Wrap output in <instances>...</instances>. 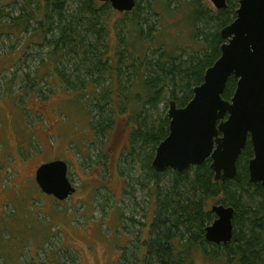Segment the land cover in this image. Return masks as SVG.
I'll use <instances>...</instances> for the list:
<instances>
[{
	"label": "trees",
	"instance_id": "obj_1",
	"mask_svg": "<svg viewBox=\"0 0 264 264\" xmlns=\"http://www.w3.org/2000/svg\"><path fill=\"white\" fill-rule=\"evenodd\" d=\"M238 2L226 0V9L212 12L203 0H138L132 11L111 14L116 12L115 22H124L125 34L115 33L110 42L107 2L0 0V38H23L20 47L0 56V72L16 66L27 48L47 47L33 78L47 79L55 92L64 89L66 108L72 102L82 107L93 136L110 135L117 126L124 129L119 131L126 135L124 153L111 156L115 146L109 144L101 162L106 172L110 167L108 178L95 179L108 190L112 181L119 184L123 197L132 195L131 185L138 184L153 202L137 241L129 233L124 235L130 241L125 246L136 253L129 260L121 252L124 264H264V187L248 182L245 165L240 162L236 176L224 181L214 180L210 161L182 172H156L151 167L157 145L168 134V118L160 116L159 105L168 98L182 107L192 98V89L220 56L224 42L220 30L234 20ZM17 6L18 15L5 11ZM142 10L156 19V27ZM188 48L192 51L186 55ZM65 59L88 63L86 71L97 76L95 81L76 80L83 90L76 88L59 70ZM234 89L230 78L223 98L228 100ZM250 153L247 145L242 157ZM137 171L139 176L132 179ZM115 175L124 176L122 186ZM215 204L234 210L233 235L226 245L209 243L204 237L205 227L215 218L211 212ZM113 218L123 223L122 216Z\"/></svg>",
	"mask_w": 264,
	"mask_h": 264
},
{
	"label": "rangeland",
	"instance_id": "obj_2",
	"mask_svg": "<svg viewBox=\"0 0 264 264\" xmlns=\"http://www.w3.org/2000/svg\"><path fill=\"white\" fill-rule=\"evenodd\" d=\"M203 1L216 11L209 0ZM5 11L18 15L20 6ZM113 12L110 6V33L106 36L110 42L115 33H124V22H115L118 17L116 12L111 15ZM141 12L156 27V19L146 10ZM22 41L1 37L0 56L20 47ZM48 51L47 47L27 48L16 66L0 72V264H124L126 259H119L121 252L129 260L136 258L133 249L125 246L130 241L124 235L129 233L131 240L137 241L153 202L147 189L138 184L131 185L133 194L126 197L113 181L109 190L99 187L98 180L107 179L110 172V167L106 172L101 166L109 144L115 146L113 157L125 150L126 135L119 133L124 129L117 126L110 135L93 136L82 107L72 102L66 108L64 89L55 92L47 79L33 78ZM86 66L88 63L78 65L65 59L59 70L83 90L76 80L93 83L97 77L89 75ZM96 88L99 90L100 84ZM168 102L167 98L159 105L161 117L167 116ZM94 114L91 112L92 118ZM119 119L117 125L122 122ZM105 158L109 166L110 159ZM53 159L68 164L69 179L76 188L64 201L42 194L35 182L36 169ZM118 165L121 167V162ZM139 174L137 171L132 179ZM123 178L115 175L113 179L122 186ZM114 214L122 216L123 223L113 218Z\"/></svg>",
	"mask_w": 264,
	"mask_h": 264
},
{
	"label": "water",
	"instance_id": "obj_3",
	"mask_svg": "<svg viewBox=\"0 0 264 264\" xmlns=\"http://www.w3.org/2000/svg\"><path fill=\"white\" fill-rule=\"evenodd\" d=\"M107 2L119 13L133 10L136 0ZM216 10L226 0H209ZM224 40L220 56L208 67L192 98L182 107L168 102V134L159 142L151 161L156 172H182L210 161L215 181L232 180L237 162L249 143L253 157L247 169L249 182L264 186V0H239L234 20L220 30ZM230 78L235 89L227 100L223 92ZM35 182L44 195L68 199L76 188L68 164L53 159L35 171ZM214 220L205 227L209 243L226 245L233 235V208L211 207Z\"/></svg>",
	"mask_w": 264,
	"mask_h": 264
},
{
	"label": "flooded vegetation",
	"instance_id": "obj_4",
	"mask_svg": "<svg viewBox=\"0 0 264 264\" xmlns=\"http://www.w3.org/2000/svg\"><path fill=\"white\" fill-rule=\"evenodd\" d=\"M247 145H250L249 143L247 144ZM250 148H251V153H250V155L249 156H247V157H242V154H243V152H242V154H241V156L239 157V159H238V162H237V169H238V165H239V163L241 162V164H243V165H245V167H246V173H247V179H248V182H249V177H248V169H247V165H248V162H249V160L253 157V151H252V147H251V145H250ZM241 159H243V161H241ZM250 183V182H249ZM251 185H253V186H261V187H264L262 184H260V183H258V184H253V183H250ZM120 258H122V257H119V259Z\"/></svg>",
	"mask_w": 264,
	"mask_h": 264
}]
</instances>
